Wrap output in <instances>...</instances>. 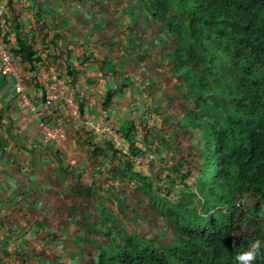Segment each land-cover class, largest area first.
Here are the masks:
<instances>
[{"label": "crops", "instance_id": "obj_1", "mask_svg": "<svg viewBox=\"0 0 264 264\" xmlns=\"http://www.w3.org/2000/svg\"><path fill=\"white\" fill-rule=\"evenodd\" d=\"M3 18L8 46L16 51L29 39L42 61L38 71L23 61L31 104L13 74L0 76V264H90L108 227H128L120 211L148 224L138 211L130 216V200L127 212L121 203L132 186L149 202L139 179L153 181L155 173L139 169L68 104L49 101L37 72L67 81L82 96L84 117L135 127L145 153L149 147L159 162L181 163L198 131L188 122L187 86L166 56L174 36L146 0H0ZM43 121L62 134L48 137Z\"/></svg>", "mask_w": 264, "mask_h": 264}, {"label": "trees", "instance_id": "obj_2", "mask_svg": "<svg viewBox=\"0 0 264 264\" xmlns=\"http://www.w3.org/2000/svg\"><path fill=\"white\" fill-rule=\"evenodd\" d=\"M146 1L174 36L166 56L187 86L201 170L193 189L185 188L177 200L140 175L172 237L123 236L116 231L120 224L106 227L113 243L100 245L90 264H237L236 254L256 240L261 253L255 264H264V0ZM15 52L38 71L42 60L33 41L19 40ZM119 131L130 142L128 156L145 153L135 127ZM252 214L256 220L249 223Z\"/></svg>", "mask_w": 264, "mask_h": 264}, {"label": "rangeland", "instance_id": "obj_3", "mask_svg": "<svg viewBox=\"0 0 264 264\" xmlns=\"http://www.w3.org/2000/svg\"><path fill=\"white\" fill-rule=\"evenodd\" d=\"M53 75V74H51ZM58 77V76H57ZM190 106V105H189ZM188 106V107H189ZM200 135V132H197V134H192L191 138L189 139V145H192V148L188 146L189 152L187 151L186 154H183V158L181 159V163H172L171 165L165 164V162L161 163L158 160H153L150 161V163H147L146 160L142 162V164H138L136 162V158L134 159L135 165L143 170L150 172L151 170L155 173V176L153 177V184L154 186L159 189V191H162L163 193L170 194L174 199H178L180 197V193L184 191L185 188L188 189H193V183L195 182V175H199L200 173V165L201 164V158H200V147H199V138L194 140L195 136ZM197 138V137H196ZM149 152H154L152 149H149V147L146 148V153ZM144 153V155L146 154ZM156 154V152H154ZM125 154V153H124ZM162 164V165H161ZM193 169V176L194 177H188L186 180L184 176L186 175L187 171L189 169ZM140 170V171H141ZM152 173V172H150ZM185 174V175H184ZM130 185V184H129ZM134 189H129L127 188L126 191L128 193V197H125L121 205L123 206L124 210L125 204L128 203L130 200L127 208L129 209L126 210L125 212L128 211L130 213L131 217H136L134 214L136 211L139 212L142 216H145L147 218V225L141 228L138 223L139 220L135 219L132 221L128 216L125 214L122 215L121 211L118 213L120 216V219L124 223L128 225V229H124L121 231L119 228L116 230L119 233H121L123 236H125L127 233L135 235L138 234L140 237H152V236H157L161 238L162 240H168L172 237L171 231L168 229V227L164 224V222L160 219L159 213L156 211L155 208H153L146 200V197L144 196V192L142 190H135L136 188L132 186ZM124 191V192H126ZM138 191V192H137ZM133 192V193H132ZM135 192V193H134ZM130 196V197H129ZM126 202V203H125ZM244 202L248 205L250 203V198L249 196L245 198ZM123 208H121L123 210ZM254 214V213H253ZM251 216L250 222L255 221L256 219L254 218L255 215ZM133 215V216H132ZM117 228V227H116ZM147 228V229H145ZM101 234V233H100ZM104 237V236H102ZM107 242L106 244L113 243L112 240H110L109 237H107Z\"/></svg>", "mask_w": 264, "mask_h": 264}, {"label": "built area", "instance_id": "obj_4", "mask_svg": "<svg viewBox=\"0 0 264 264\" xmlns=\"http://www.w3.org/2000/svg\"><path fill=\"white\" fill-rule=\"evenodd\" d=\"M6 38L7 21L3 18L0 23V76L13 74L17 80L16 88L21 99L31 104V98L25 91L23 57L8 46ZM51 74L47 69H42L37 72L47 99L51 102L63 101L68 104L71 112L77 118H80L84 125L106 136L108 141L117 149L128 155L130 144L123 138L119 128L106 118L93 120L90 116L84 117L82 113V96L76 93L67 81ZM41 127L50 138H56L62 134V128L54 129L49 127L45 121L41 122ZM135 158L138 164H142L144 160L150 163V161L156 159V154L149 152Z\"/></svg>", "mask_w": 264, "mask_h": 264}, {"label": "clouds", "instance_id": "obj_5", "mask_svg": "<svg viewBox=\"0 0 264 264\" xmlns=\"http://www.w3.org/2000/svg\"><path fill=\"white\" fill-rule=\"evenodd\" d=\"M236 237H239L240 233L234 234ZM235 245V240L233 241ZM261 253V241H254L251 246L242 252H238L235 256L237 264H255L258 256Z\"/></svg>", "mask_w": 264, "mask_h": 264}]
</instances>
